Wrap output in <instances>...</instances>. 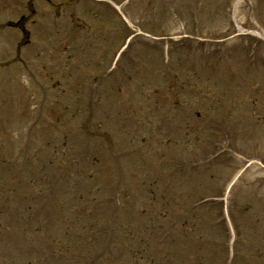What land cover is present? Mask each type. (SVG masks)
Wrapping results in <instances>:
<instances>
[{"label": "rangeland", "instance_id": "1", "mask_svg": "<svg viewBox=\"0 0 264 264\" xmlns=\"http://www.w3.org/2000/svg\"><path fill=\"white\" fill-rule=\"evenodd\" d=\"M109 1L0 0V264H264V0Z\"/></svg>", "mask_w": 264, "mask_h": 264}]
</instances>
